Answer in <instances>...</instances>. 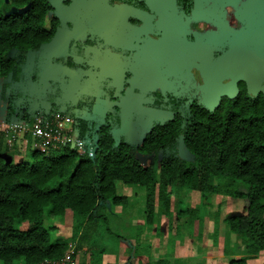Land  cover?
Here are the masks:
<instances>
[{
  "label": "rangeland",
  "instance_id": "rangeland-1",
  "mask_svg": "<svg viewBox=\"0 0 264 264\" xmlns=\"http://www.w3.org/2000/svg\"><path fill=\"white\" fill-rule=\"evenodd\" d=\"M143 1L148 10L120 1L52 0L60 5L53 15L67 19L69 27L58 29L44 46L35 69L29 54L22 81L11 82L0 95V131L9 149L7 159L18 150L21 157L13 162H29L30 150L48 149L42 148L44 143L29 126L50 119L53 112L69 116L64 125L74 139L82 138L74 114L100 122L104 112L117 105L119 135L138 144L154 119L171 115L143 105L144 90L180 91L188 85L212 106L233 91L239 77L255 85L264 83L262 0H195L193 14L186 20L176 12L174 0ZM97 36L122 52L84 44ZM224 43L228 51L214 60L212 46ZM238 63L241 71L235 68L225 74L227 66ZM87 95L94 100L78 107V100ZM91 139L94 145V136ZM179 152L182 158L188 156L182 146ZM142 158L144 164L152 160L150 155ZM116 193L125 195L126 201L109 200L103 217L79 227L70 210L56 216L48 214L49 206L44 209L43 226L51 240H70L72 231L78 230L68 244L75 251L73 264H100L119 253L124 256L122 264L139 257H150L152 264H228L230 258L245 255L241 236L230 232L225 221L230 214L244 212L247 200L241 197L167 186L155 197L149 213L144 187L117 181ZM15 226L25 229L27 224ZM263 262L264 251L247 260V264Z\"/></svg>",
  "mask_w": 264,
  "mask_h": 264
},
{
  "label": "trees",
  "instance_id": "trees-1",
  "mask_svg": "<svg viewBox=\"0 0 264 264\" xmlns=\"http://www.w3.org/2000/svg\"><path fill=\"white\" fill-rule=\"evenodd\" d=\"M108 1L148 10L143 0ZM194 1L174 0L176 12L184 20L193 14ZM59 9V3L52 0H0L2 97L11 82L22 81L29 54L35 69L44 46L58 29L69 27L67 19L53 15ZM85 41L101 50L122 52L102 36ZM212 47L214 60L228 51L225 43ZM67 63L70 65V60ZM125 75L129 76V71ZM142 95L143 105L171 115L154 119L138 144L119 135L117 105L107 109L100 122L85 114L73 115L79 135L95 138L92 157L64 144L32 149L29 162L14 163L13 158L21 153L15 150L12 158H6L9 149L0 131V264H38L61 257L78 230L72 231L70 240H51L43 226L44 209L49 206L48 214L56 216L70 210L79 219L77 227L90 224L103 217L109 200L113 204L126 201L125 195L116 193L117 181L144 187L149 213L155 197L167 186L241 197L247 200L244 212L230 214L225 221L230 232L241 236L245 255L230 258L228 264H247L248 258L264 251L262 90L254 93L239 77L233 91L221 95L212 106L188 85L180 91L148 89ZM85 100L91 103L94 97L79 99L77 106H83ZM7 108L13 111L12 106ZM181 146L188 155L185 158L180 155ZM146 155L152 157L148 164L141 161ZM24 222L25 229L15 226ZM145 264H152L151 260Z\"/></svg>",
  "mask_w": 264,
  "mask_h": 264
},
{
  "label": "built area",
  "instance_id": "built-area-1",
  "mask_svg": "<svg viewBox=\"0 0 264 264\" xmlns=\"http://www.w3.org/2000/svg\"><path fill=\"white\" fill-rule=\"evenodd\" d=\"M69 119V116L57 111L51 114L50 119H46L44 122L39 121L38 123H32L29 127L32 129L31 133H33V135L36 136L41 143H44L42 148L47 146L48 148L50 146L56 148L57 146L70 144L73 147L76 146L78 149L82 150V153H86L88 157H92L95 144L91 145V136L85 135L82 138L71 139L69 134H67L68 129L64 125V123L69 121ZM73 253L74 250L70 246L61 257L55 259H44L38 264H73Z\"/></svg>",
  "mask_w": 264,
  "mask_h": 264
},
{
  "label": "crops",
  "instance_id": "crops-1",
  "mask_svg": "<svg viewBox=\"0 0 264 264\" xmlns=\"http://www.w3.org/2000/svg\"><path fill=\"white\" fill-rule=\"evenodd\" d=\"M123 257V258H122ZM121 257V254L113 256V254L110 257H105V259H101L100 264H122V260H124V256ZM150 259V257H147L146 259L142 260L141 257L136 260V262H131V264H145ZM139 260V261H138Z\"/></svg>",
  "mask_w": 264,
  "mask_h": 264
},
{
  "label": "flooded vegetation",
  "instance_id": "flooded-vegetation-1",
  "mask_svg": "<svg viewBox=\"0 0 264 264\" xmlns=\"http://www.w3.org/2000/svg\"><path fill=\"white\" fill-rule=\"evenodd\" d=\"M231 65V64H230ZM238 68H236L237 71H241V64L238 63ZM225 71V70H224ZM232 74V73H231ZM228 75V74H227ZM246 79V78H245ZM249 86H250V89L254 92L256 89H258V87H263L264 83H261L259 85H255L254 83L250 82V81H247ZM262 89L260 88L259 91H261ZM258 91V92H259Z\"/></svg>",
  "mask_w": 264,
  "mask_h": 264
},
{
  "label": "water",
  "instance_id": "water-1",
  "mask_svg": "<svg viewBox=\"0 0 264 264\" xmlns=\"http://www.w3.org/2000/svg\"><path fill=\"white\" fill-rule=\"evenodd\" d=\"M238 64H232V65H229V66H227L226 68H225V74H228L229 72H231V71H233L235 68H238ZM259 87H258V89H256L255 91H254V93H257L258 91H259ZM262 93H263V95H264V85H263V87H262Z\"/></svg>",
  "mask_w": 264,
  "mask_h": 264
}]
</instances>
